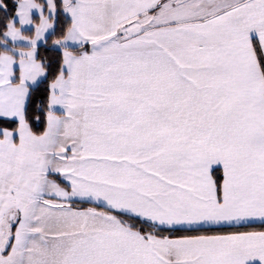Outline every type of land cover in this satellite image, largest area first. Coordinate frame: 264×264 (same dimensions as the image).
I'll return each instance as SVG.
<instances>
[{
    "label": "snow or ice",
    "instance_id": "snow-or-ice-1",
    "mask_svg": "<svg viewBox=\"0 0 264 264\" xmlns=\"http://www.w3.org/2000/svg\"><path fill=\"white\" fill-rule=\"evenodd\" d=\"M0 264H264V0H0Z\"/></svg>",
    "mask_w": 264,
    "mask_h": 264
}]
</instances>
